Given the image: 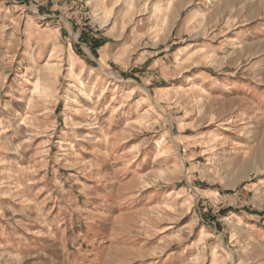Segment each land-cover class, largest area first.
<instances>
[{
	"label": "rangeland",
	"instance_id": "rangeland-1",
	"mask_svg": "<svg viewBox=\"0 0 264 264\" xmlns=\"http://www.w3.org/2000/svg\"><path fill=\"white\" fill-rule=\"evenodd\" d=\"M0 264H264V0H0Z\"/></svg>",
	"mask_w": 264,
	"mask_h": 264
},
{
	"label": "bare ground",
	"instance_id": "bare-ground-1",
	"mask_svg": "<svg viewBox=\"0 0 264 264\" xmlns=\"http://www.w3.org/2000/svg\"><path fill=\"white\" fill-rule=\"evenodd\" d=\"M51 70V68H50ZM43 80V79H42ZM38 87V86H37ZM35 88L36 92H38V88ZM86 88L84 85H80L76 88V94L73 95L72 97H69L66 102H65V106L67 108H71L73 107L74 105H76L78 103V100H77V95H81V96H86ZM58 145H64V142L62 140H59Z\"/></svg>",
	"mask_w": 264,
	"mask_h": 264
}]
</instances>
